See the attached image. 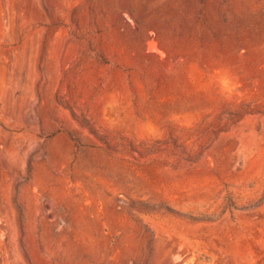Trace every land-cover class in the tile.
Masks as SVG:
<instances>
[{
	"label": "rangeland",
	"instance_id": "rangeland-1",
	"mask_svg": "<svg viewBox=\"0 0 264 264\" xmlns=\"http://www.w3.org/2000/svg\"><path fill=\"white\" fill-rule=\"evenodd\" d=\"M0 264H264V0H0Z\"/></svg>",
	"mask_w": 264,
	"mask_h": 264
},
{
	"label": "bare ground",
	"instance_id": "bare-ground-1",
	"mask_svg": "<svg viewBox=\"0 0 264 264\" xmlns=\"http://www.w3.org/2000/svg\"><path fill=\"white\" fill-rule=\"evenodd\" d=\"M148 47H149L150 50H151V49H155V48H154V45H153L152 43H149Z\"/></svg>",
	"mask_w": 264,
	"mask_h": 264
}]
</instances>
